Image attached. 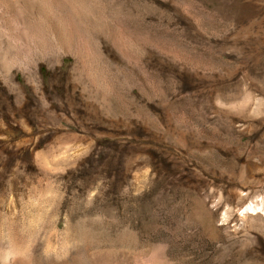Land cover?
Returning a JSON list of instances; mask_svg holds the SVG:
<instances>
[{
    "label": "rangeland",
    "instance_id": "rangeland-1",
    "mask_svg": "<svg viewBox=\"0 0 264 264\" xmlns=\"http://www.w3.org/2000/svg\"><path fill=\"white\" fill-rule=\"evenodd\" d=\"M31 1L0 0V264H264V0Z\"/></svg>",
    "mask_w": 264,
    "mask_h": 264
},
{
    "label": "bare ground",
    "instance_id": "bare-ground-1",
    "mask_svg": "<svg viewBox=\"0 0 264 264\" xmlns=\"http://www.w3.org/2000/svg\"><path fill=\"white\" fill-rule=\"evenodd\" d=\"M6 1V0H5ZM33 1V0H32ZM31 1V2H32ZM35 1V0H34ZM18 2V1H17ZM7 3H9V2H7ZM11 3V2H10ZM13 4H14V2H13ZM16 4V3H15ZM6 6H8V5H6ZM9 7V6H8ZM14 7V6H13ZM10 8V7H9ZM43 8V7H42ZM17 249V248H16ZM19 252V251H18ZM24 253V252H23ZM19 255V254H18ZM25 255H26V253H25ZM94 255V254H93ZM96 255V254H95ZM97 257L99 256L100 257V255H96ZM4 257H5V259H6V261H7V263L6 264H24L23 262H25V261H22L21 259H19L18 257H17V253H16V251L14 250V249H10L9 251H7L6 253H5V255H4ZM94 258V259H90V261H89V264H111V262L109 263V262H106V261H104V260H100V258ZM26 259H27V257H26ZM69 260V258H68V256H65V257H62V259H60V264H66L67 263V261ZM26 263V262H25ZM27 264V263H26Z\"/></svg>",
    "mask_w": 264,
    "mask_h": 264
}]
</instances>
